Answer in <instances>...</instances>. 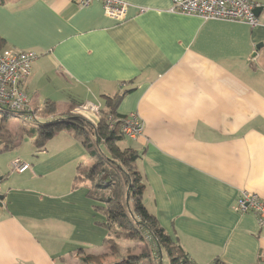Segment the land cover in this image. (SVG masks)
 I'll list each match as a JSON object with an SVG mask.
<instances>
[{
    "label": "crops",
    "instance_id": "obj_1",
    "mask_svg": "<svg viewBox=\"0 0 264 264\" xmlns=\"http://www.w3.org/2000/svg\"><path fill=\"white\" fill-rule=\"evenodd\" d=\"M123 1L119 21L98 0H0V37L38 55L24 82L29 107H51L61 94L68 109L102 111L124 94L118 112L145 124L131 146L142 153L144 203L165 232L197 264H264V227L234 208L242 189L264 197V0H254L255 27L175 12L173 0ZM90 158L68 128L43 148L24 136L0 153V264L105 252V217L89 183L73 185ZM17 159L31 168L11 171Z\"/></svg>",
    "mask_w": 264,
    "mask_h": 264
},
{
    "label": "trees",
    "instance_id": "obj_2",
    "mask_svg": "<svg viewBox=\"0 0 264 264\" xmlns=\"http://www.w3.org/2000/svg\"><path fill=\"white\" fill-rule=\"evenodd\" d=\"M7 48V42L0 37V52ZM124 96V94L112 96L109 108L101 111V119L97 123H93L81 115H73L72 113L83 104L74 102L62 117L52 115L51 107L35 109L40 112V116L34 119L36 125L30 128L22 126L17 131L10 128V117L23 113L24 115L30 114H27V111L16 112L0 104L2 107L0 109V153L18 145L24 136L32 138L36 148L39 149L45 147L47 140L63 128L73 127L83 133L91 134V142L82 141V138L81 141L95 162L78 167L73 185L76 188L89 181L93 183V187L89 186L88 195L97 202L96 211L105 217L100 224L107 231L106 243H109L114 237L123 235L125 238L136 239L139 242L145 241L149 244L146 258L151 257L154 246L155 248L159 246L168 253L171 264H197L185 253L178 240L165 232L155 215L144 203L146 185L143 173L138 166V160L142 153L132 147L122 148L120 146V143L128 137L123 132L116 130L115 127L118 124L114 123L126 116L117 110ZM73 120L82 123L81 127L72 122ZM130 201L132 204L129 206ZM79 253L81 262L87 264L88 257L84 255L83 251H79ZM155 260L159 264H163L160 255H157ZM214 264L226 263L216 259Z\"/></svg>",
    "mask_w": 264,
    "mask_h": 264
},
{
    "label": "built area",
    "instance_id": "obj_3",
    "mask_svg": "<svg viewBox=\"0 0 264 264\" xmlns=\"http://www.w3.org/2000/svg\"><path fill=\"white\" fill-rule=\"evenodd\" d=\"M83 7L91 5L95 0H75ZM103 4L105 13L116 20L124 21L129 4L123 0H98ZM260 4L254 0H173L172 11L187 15H196L204 20H228L245 22L255 27L260 24L256 9ZM36 53L17 47H8L0 52V104L16 112L27 111L25 119H35L36 112L32 110L30 99L24 89V80L32 72V65L36 60ZM92 110L99 111V107L86 103ZM117 123L120 132L128 138L136 140L144 133L145 124L137 112L127 114ZM114 124V125H115ZM118 128V129H119ZM31 168V164L17 159L11 165V171L24 172ZM1 182V178H0ZM1 195V194H0ZM234 208L239 213L252 212L260 228L264 227V197L249 189L240 190ZM155 247V246H154Z\"/></svg>",
    "mask_w": 264,
    "mask_h": 264
},
{
    "label": "rangeland",
    "instance_id": "obj_4",
    "mask_svg": "<svg viewBox=\"0 0 264 264\" xmlns=\"http://www.w3.org/2000/svg\"><path fill=\"white\" fill-rule=\"evenodd\" d=\"M36 57H38V55ZM32 69H33V65H32ZM31 74H32V72L28 75V77L23 82H25L31 76ZM61 97H62L61 94H57L56 98L54 99L55 103L51 106L52 107L51 113L54 116H61V117L65 116L66 112L69 111V109H70V108L68 109V107L66 108V104H65L66 100H64ZM29 99H31V98H29ZM103 103L105 104V106L107 105L106 100H103ZM84 106H85V103L81 104L77 108V110H75V112H73L72 114L73 115H75V114L81 115L83 118L89 119L93 123H97L99 121V119H101L102 112L100 110L99 111L92 110L93 108H90L89 106H87V108L85 110ZM1 108L2 107H0V109ZM34 111L36 112V117L40 116V112H37L36 110H34ZM0 116H1V113H0ZM72 122L76 123V125L78 127H81L80 124H82V123H79L77 120H73ZM33 125H36L35 121L33 119H30V118L25 119L23 115H13L10 117V128L13 131H17L22 126L31 127ZM115 128H116V130L120 131V128L118 125ZM68 129H70L72 131L75 130L78 137L80 139L81 138L83 139L82 141H89V142L92 141V135L91 134H87V132L83 133L79 129H74L73 127H70ZM64 132H65L64 130L61 131L62 134H65ZM29 144H30V140L26 138L25 143L21 149L22 152H25L24 150H27V146H29ZM120 146H123L122 148L131 147V146L136 147V146H138V144L133 142L129 138H125V140H123V142L120 143ZM103 149H104V151H106L104 146H103ZM89 162L90 163L95 162V159L90 158ZM19 173H23V172H19ZM88 183H89L90 187H93L92 182L89 181ZM254 192H256V191H254ZM131 204H132V201H130L129 206ZM128 222L130 223V221H128ZM120 234H122V233H120ZM115 246H116V248H115ZM148 248H149V244H147L145 241L139 242V240L128 239V238H125V236L120 235V236L114 237L113 239H111V241L109 243H107V249L105 250V252H102L101 255L97 256L96 258H90V260L88 259L87 264H115V263H120V264H159L158 261L155 260L157 255L161 256L163 264H171L170 256L168 255V253L166 251H163L161 248H159V246L156 248L154 247V250L151 253V257H149L150 259L146 258L145 256L147 254ZM77 256L80 257L81 254L79 252H77ZM80 261L81 260H78L75 257H70L69 259H67V262H69V264H80ZM57 264H66V262L61 261V260H57Z\"/></svg>",
    "mask_w": 264,
    "mask_h": 264
},
{
    "label": "water",
    "instance_id": "obj_5",
    "mask_svg": "<svg viewBox=\"0 0 264 264\" xmlns=\"http://www.w3.org/2000/svg\"><path fill=\"white\" fill-rule=\"evenodd\" d=\"M256 13H257L258 16H260V14H261V7H258V8L256 9ZM261 45H262V44L257 45V48H259ZM2 200H3V196L0 195V204L2 203Z\"/></svg>",
    "mask_w": 264,
    "mask_h": 264
}]
</instances>
